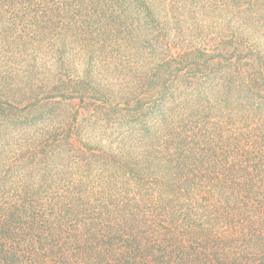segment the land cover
Segmentation results:
<instances>
[{
    "label": "trees",
    "instance_id": "1",
    "mask_svg": "<svg viewBox=\"0 0 264 264\" xmlns=\"http://www.w3.org/2000/svg\"><path fill=\"white\" fill-rule=\"evenodd\" d=\"M0 264H264V0H0Z\"/></svg>",
    "mask_w": 264,
    "mask_h": 264
},
{
    "label": "rangeland",
    "instance_id": "2",
    "mask_svg": "<svg viewBox=\"0 0 264 264\" xmlns=\"http://www.w3.org/2000/svg\"><path fill=\"white\" fill-rule=\"evenodd\" d=\"M149 22H150L149 19L144 20L145 28H147ZM151 35L153 36V33ZM23 57L24 56L19 55V60L15 61V62L12 61L11 64H14V65H17L18 67H21L22 72L25 75H27L28 78H30L32 80H33V74L36 75V77L38 79L37 81L39 83L36 87L38 88V90H40V86L42 88V84L45 85L46 83H49L51 80L50 69H52V66H50V58L48 57V55H45L44 59H43V57L41 55L40 66L37 65V67H33L34 63H37V62L33 59L32 55L29 54V56L27 58V62H26L25 58L23 59ZM38 62H39V60H38ZM51 72H52V70H51ZM13 81L15 82L14 78H13ZM24 99H26V98H24Z\"/></svg>",
    "mask_w": 264,
    "mask_h": 264
}]
</instances>
